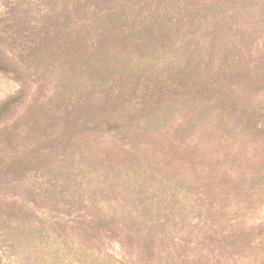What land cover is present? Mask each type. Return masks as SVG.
I'll return each mask as SVG.
<instances>
[{
  "label": "rangeland",
  "instance_id": "rangeland-1",
  "mask_svg": "<svg viewBox=\"0 0 264 264\" xmlns=\"http://www.w3.org/2000/svg\"><path fill=\"white\" fill-rule=\"evenodd\" d=\"M0 264H264V0H0Z\"/></svg>",
  "mask_w": 264,
  "mask_h": 264
},
{
  "label": "trees",
  "instance_id": "trees-1",
  "mask_svg": "<svg viewBox=\"0 0 264 264\" xmlns=\"http://www.w3.org/2000/svg\"><path fill=\"white\" fill-rule=\"evenodd\" d=\"M123 249V248H122Z\"/></svg>",
  "mask_w": 264,
  "mask_h": 264
}]
</instances>
